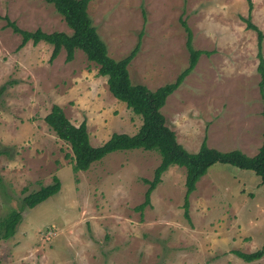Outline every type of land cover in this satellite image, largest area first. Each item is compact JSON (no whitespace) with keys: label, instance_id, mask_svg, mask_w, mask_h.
Masks as SVG:
<instances>
[{"label":"rangeland","instance_id":"1","mask_svg":"<svg viewBox=\"0 0 264 264\" xmlns=\"http://www.w3.org/2000/svg\"><path fill=\"white\" fill-rule=\"evenodd\" d=\"M251 20L264 32V0H252ZM246 0H91L87 11L108 54L119 59L141 35L128 65L130 79L155 89L188 64L185 19L201 54L192 72L161 111L177 140L195 152L203 137L220 151L254 155L264 121L257 72V37L240 16ZM26 30L71 29L45 0H0ZM0 17V218L53 175L59 191L23 210L16 232L0 239V264H264L234 250L264 247V184L252 170L214 163L189 195L184 216L185 169L171 165L142 212L147 185L160 156L135 148L110 152L87 170L74 171L73 153L44 120L53 104L78 125L90 143L113 132L134 134L141 118L109 91L98 66L76 49L49 60L52 45L28 41ZM264 56V39H263Z\"/></svg>","mask_w":264,"mask_h":264},{"label":"trees","instance_id":"2","mask_svg":"<svg viewBox=\"0 0 264 264\" xmlns=\"http://www.w3.org/2000/svg\"><path fill=\"white\" fill-rule=\"evenodd\" d=\"M52 4L55 10L63 17L67 26L72 30L70 34L63 31L45 32L40 28L26 30L18 26L7 15L0 16L6 21V27L21 36L19 47L28 41L33 44L44 41L52 45L49 60H53L64 49L66 61L74 57L76 49L82 50L87 59L98 66V74L106 77L108 89L111 94L141 118V125L134 134L113 132L100 145L90 143L86 121L78 125L72 123L65 115L61 106L53 104L44 120L55 134L69 144L73 153L74 171L87 170L90 164L101 159L106 154L117 150H129L142 148L154 150L160 156L159 164L155 167L151 179L143 178L147 185L143 201L135 209L142 212L151 203V194L161 182L162 174L171 165H177L185 169V194L184 216L189 219L188 203L189 195L195 190L197 181L206 174L214 163H224L236 166L240 169L252 170L264 184V132L262 142L256 154L249 156L239 149L220 151L207 144L205 135L195 152L188 151L178 140L175 132L166 124L165 116L161 108L166 99L184 81L196 66L201 54H210V51L194 48L192 44V32L185 19L180 18V23L186 33V49L188 51V64L181 70L171 82L150 89L141 83H133L130 79L128 65L139 51L141 35L128 54L119 59H114L108 54L105 42L100 38L96 27L93 25L87 7L91 0H45ZM248 5L247 15L240 16L247 29L254 30L257 37V72L260 75L259 94L262 101L261 115L264 121V56L263 39L264 32L251 20L253 8L252 0H246ZM3 87L0 88V94ZM2 177L0 175V185ZM61 186L60 179L53 175L52 181L33 190L21 199V205L11 209L0 218V239H8L14 235L18 224L23 218V210L33 208L48 197L56 194ZM245 261L261 258L264 247L253 252L232 251Z\"/></svg>","mask_w":264,"mask_h":264},{"label":"crops","instance_id":"3","mask_svg":"<svg viewBox=\"0 0 264 264\" xmlns=\"http://www.w3.org/2000/svg\"><path fill=\"white\" fill-rule=\"evenodd\" d=\"M259 147H260V146H259ZM258 149H259V148H258ZM257 151H258V150H257ZM256 153H257V152H256ZM256 153H255V154H256Z\"/></svg>","mask_w":264,"mask_h":264}]
</instances>
